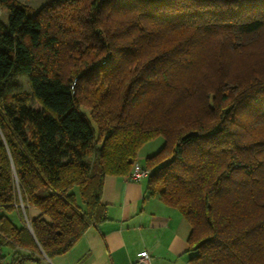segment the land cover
<instances>
[{"label":"trees","instance_id":"obj_1","mask_svg":"<svg viewBox=\"0 0 264 264\" xmlns=\"http://www.w3.org/2000/svg\"><path fill=\"white\" fill-rule=\"evenodd\" d=\"M49 3L0 0V264L66 252L158 135L147 190L188 222L190 262L264 264V62L241 74L264 0Z\"/></svg>","mask_w":264,"mask_h":264},{"label":"crops","instance_id":"obj_2","mask_svg":"<svg viewBox=\"0 0 264 264\" xmlns=\"http://www.w3.org/2000/svg\"><path fill=\"white\" fill-rule=\"evenodd\" d=\"M101 200L106 219L90 225L66 252L43 256L47 264H132L141 251L150 254V264H192L188 222L158 193H149L147 178L106 175Z\"/></svg>","mask_w":264,"mask_h":264},{"label":"rangeland","instance_id":"obj_3","mask_svg":"<svg viewBox=\"0 0 264 264\" xmlns=\"http://www.w3.org/2000/svg\"><path fill=\"white\" fill-rule=\"evenodd\" d=\"M18 2L28 6L33 12L38 11L39 9L43 8L44 6H47L50 4L52 0H17ZM48 9V8H47ZM78 8L76 7H69L65 5H56L52 11V15L55 16V18L64 20L68 19L72 15L75 17L78 14ZM7 13L5 11L0 12V21L2 23L7 22ZM255 39V38H254ZM253 39H250L249 42H251ZM83 45V44H82ZM84 46V45H83ZM256 51H250L249 55H247V59H244V65L241 68V74L243 75H249L252 72H255L256 70H260L259 67L255 66L256 62H264V34L262 36V40L259 44V54L255 57ZM44 55V54H43ZM242 60V58L238 57ZM62 60V57L59 58ZM256 68V69H254ZM14 84V88L18 89L20 92H26L30 93L29 83L25 76H18L13 78L12 80ZM262 137H264V131L260 133ZM164 143V139L161 135H158L154 137L153 139L145 142L140 149L138 150L136 160L138 164L143 165L146 160V156L153 154L154 152L158 151L161 146ZM32 213V212H31ZM9 217L17 224L22 223L19 216L16 214V212H11L9 214ZM8 259V257H6ZM21 264H36L33 261H23Z\"/></svg>","mask_w":264,"mask_h":264},{"label":"built area","instance_id":"obj_4","mask_svg":"<svg viewBox=\"0 0 264 264\" xmlns=\"http://www.w3.org/2000/svg\"><path fill=\"white\" fill-rule=\"evenodd\" d=\"M149 171L143 165L135 163L131 171L128 173V178L133 181H139L142 178H147ZM151 256L147 251H141L136 255L132 264H150Z\"/></svg>","mask_w":264,"mask_h":264}]
</instances>
